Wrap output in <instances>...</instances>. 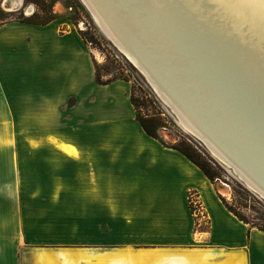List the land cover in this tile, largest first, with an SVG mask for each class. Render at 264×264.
<instances>
[{"label": "crops", "instance_id": "crops-1", "mask_svg": "<svg viewBox=\"0 0 264 264\" xmlns=\"http://www.w3.org/2000/svg\"><path fill=\"white\" fill-rule=\"evenodd\" d=\"M127 83H97L89 44L56 19L0 24V123L23 95L29 134L73 144L0 147V264H264V230L144 131Z\"/></svg>", "mask_w": 264, "mask_h": 264}, {"label": "bare ground", "instance_id": "bare-ground-1", "mask_svg": "<svg viewBox=\"0 0 264 264\" xmlns=\"http://www.w3.org/2000/svg\"><path fill=\"white\" fill-rule=\"evenodd\" d=\"M106 1L182 109L206 115L264 170V0Z\"/></svg>", "mask_w": 264, "mask_h": 264}, {"label": "rangeland", "instance_id": "rangeland-1", "mask_svg": "<svg viewBox=\"0 0 264 264\" xmlns=\"http://www.w3.org/2000/svg\"><path fill=\"white\" fill-rule=\"evenodd\" d=\"M0 0V24L9 20H19L21 17H34L43 20L54 15L60 23V30L64 32L73 28L90 37L93 42L89 44L92 58L99 64V73L102 80L115 77H123L128 86L134 88V94L138 100V108L142 115L156 116L162 118L165 126L160 128V135L171 143H177L190 137L198 146L199 151L219 164L194 138L189 135L172 117L167 106L152 89L142 73L108 40L95 22L91 12L82 0ZM30 65L27 64L28 68ZM30 71L26 74H15L13 83L24 87L31 83ZM123 80V79H117ZM12 81V77H11ZM12 83V82H11ZM18 87V86H17ZM89 87L86 92H90ZM28 100L23 95L18 98L16 105L21 110V118L18 121H6L0 123V147L9 146H68L72 143H63L57 137L46 135L44 132L29 134L30 121L26 105ZM172 113V112H171ZM206 158V157H205ZM221 169H216L220 178L216 181L217 191L226 198L232 206L238 208L250 220L264 222V199L257 197L248 188L240 183L227 169L219 164ZM7 168V166H6ZM6 178L11 172L6 170ZM241 184L253 196L241 190ZM223 184L224 188H219Z\"/></svg>", "mask_w": 264, "mask_h": 264}, {"label": "water", "instance_id": "water-1", "mask_svg": "<svg viewBox=\"0 0 264 264\" xmlns=\"http://www.w3.org/2000/svg\"><path fill=\"white\" fill-rule=\"evenodd\" d=\"M82 1L91 12L98 27L103 31V34L142 73L155 93L167 106L166 108L174 120L191 135L195 141L204 147L220 165L238 179L242 185L254 193L255 196L264 199V170L259 164L258 157L252 155L254 151L248 150L247 147L237 145L235 141H231L224 133L219 131L215 133L214 126L210 121H207L205 118L206 115L203 113H200V115L196 114L199 119L196 115L195 119H192L190 116L191 114L193 115V112H189L188 109L187 111L182 109L183 105L176 96L171 93L174 92L172 83L170 79L165 78L166 74L162 72L163 69L149 63L145 54H141V47L134 44L126 32L123 33V36L127 38H124L116 31V26L121 32L125 29H121L118 25L120 21L118 22L119 19L108 1L96 0L97 3L94 0ZM156 86L162 90V93ZM169 95L173 97L171 100L168 98ZM173 101L175 103L178 102L180 104H178L179 107L175 105ZM185 106L189 108V104ZM185 112H187V114ZM255 160H257V162ZM218 186L219 188H224L223 184H219Z\"/></svg>", "mask_w": 264, "mask_h": 264}, {"label": "trees", "instance_id": "trees-1", "mask_svg": "<svg viewBox=\"0 0 264 264\" xmlns=\"http://www.w3.org/2000/svg\"><path fill=\"white\" fill-rule=\"evenodd\" d=\"M56 17L54 15H50L46 17L43 20H38L35 19L34 17H21L19 21L23 22H31V23H36V24H46L52 20H54ZM79 33L82 35V37L85 39L86 42H93L90 37H87L84 35L83 32L79 31ZM93 63H94V69H95V79L96 82L99 84H107L110 83L114 80L117 79H125L123 77H113V78H108L106 80H102L101 75L99 73V64L96 62V60L93 58ZM127 80V79H125ZM130 100L131 103L133 104L134 110H135V115L136 119L144 129V131L151 137L157 139L163 146L166 147H171L174 149H177L181 153H183L187 158H189L193 163H195L201 170L202 172L206 175V177L212 182V184L216 187V181L220 176L218 175V172L216 169H221L219 164H217L215 161H213L210 157L205 155L204 151H199V148L197 144L190 138L186 137L185 140H182L177 143H171L165 140L159 133L160 128L165 126L163 124V120L160 117L156 116H147V115H142L141 111L138 108V100L135 97L134 94V88L131 87V94H130ZM206 157V158H205ZM239 187L241 190L246 192L251 199L257 200L255 196H253L245 187H243L241 184H239ZM192 193V192H191ZM218 195L220 199L222 200L223 204L226 206V208L231 211L238 219L242 220L245 223H248L249 225L253 227H257L261 230H264V222L261 221H254L250 220L244 213H242L238 208L235 206H232L229 204V202L226 200L224 196H222L219 192ZM190 207L192 210H194L193 204L190 202Z\"/></svg>", "mask_w": 264, "mask_h": 264}, {"label": "built area", "instance_id": "built-area-1", "mask_svg": "<svg viewBox=\"0 0 264 264\" xmlns=\"http://www.w3.org/2000/svg\"><path fill=\"white\" fill-rule=\"evenodd\" d=\"M190 202L193 204L194 206V210H192L196 215H201L203 214V209H202V205L199 201V198L197 196L196 193L192 192L190 193Z\"/></svg>", "mask_w": 264, "mask_h": 264}]
</instances>
